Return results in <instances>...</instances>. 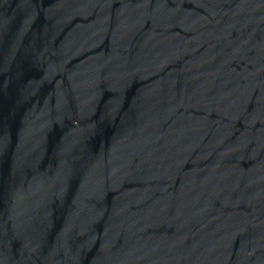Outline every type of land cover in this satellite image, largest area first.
<instances>
[{"label": "water", "instance_id": "obj_1", "mask_svg": "<svg viewBox=\"0 0 264 264\" xmlns=\"http://www.w3.org/2000/svg\"><path fill=\"white\" fill-rule=\"evenodd\" d=\"M0 264H264V0H0Z\"/></svg>", "mask_w": 264, "mask_h": 264}]
</instances>
